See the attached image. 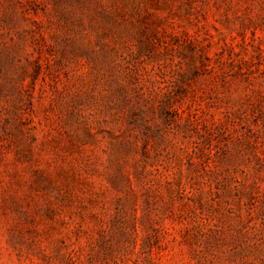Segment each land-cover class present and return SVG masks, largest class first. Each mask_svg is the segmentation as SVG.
Wrapping results in <instances>:
<instances>
[{"label": "rangeland", "instance_id": "374dc122", "mask_svg": "<svg viewBox=\"0 0 264 264\" xmlns=\"http://www.w3.org/2000/svg\"><path fill=\"white\" fill-rule=\"evenodd\" d=\"M0 264H264V0H0Z\"/></svg>", "mask_w": 264, "mask_h": 264}]
</instances>
